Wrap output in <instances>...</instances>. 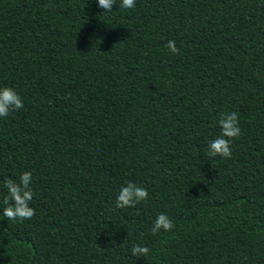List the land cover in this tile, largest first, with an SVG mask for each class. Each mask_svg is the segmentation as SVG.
Returning <instances> with one entry per match:
<instances>
[{"label":"trees","instance_id":"trees-1","mask_svg":"<svg viewBox=\"0 0 264 264\" xmlns=\"http://www.w3.org/2000/svg\"><path fill=\"white\" fill-rule=\"evenodd\" d=\"M120 3L0 0V89L24 103L0 117V264H264V0ZM24 171L35 216L8 220ZM126 181L149 196L119 209Z\"/></svg>","mask_w":264,"mask_h":264},{"label":"clouds","instance_id":"clouds-1","mask_svg":"<svg viewBox=\"0 0 264 264\" xmlns=\"http://www.w3.org/2000/svg\"><path fill=\"white\" fill-rule=\"evenodd\" d=\"M136 0H121L120 7L131 9L135 7ZM98 7L104 12L111 11L115 0H97ZM165 47L173 55L179 53L175 41H168ZM24 108V103L20 95L15 89L4 87L0 89V117H7L10 112L21 110ZM221 132L214 140L209 141L207 153L210 158L217 156L224 159H230L232 156L231 141L238 138L241 134L239 127L238 114L236 112L221 114L218 121ZM32 181V173L24 171L19 176V183L12 178H5L3 181L4 188L7 190V195L3 198L2 215L8 220H31L35 216V209L29 206V202L33 199V191L30 187ZM149 196L148 190L131 182L126 181L125 186L119 190L115 207L119 209L132 207L135 208L140 202L146 200ZM174 225L170 218L160 213L151 228L152 234H157L161 229L171 231ZM149 248L139 244H133L131 254L135 257H147Z\"/></svg>","mask_w":264,"mask_h":264}]
</instances>
